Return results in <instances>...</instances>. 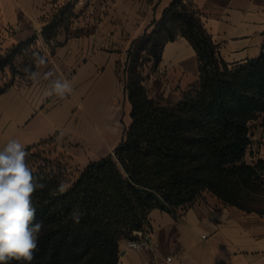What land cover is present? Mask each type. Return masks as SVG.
I'll list each match as a JSON object with an SVG mask.
<instances>
[{
	"label": "trees",
	"instance_id": "obj_1",
	"mask_svg": "<svg viewBox=\"0 0 264 264\" xmlns=\"http://www.w3.org/2000/svg\"><path fill=\"white\" fill-rule=\"evenodd\" d=\"M70 8L65 2L42 17L47 44L59 29H67ZM179 35L197 53L198 82L177 103L157 100L146 87L141 53L152 54L159 65L164 44ZM36 44L33 36L0 54V72L35 71L33 53L42 55ZM128 55L131 123L111 152L75 169L60 158L33 161L52 138L25 147L34 180L43 185L32 196L43 229L30 264H117L120 240L143 230L153 208L192 204L206 191L254 210L243 202L263 184L264 159L250 164L245 156L251 143L248 123L264 114V47L257 57L230 66L189 0H174ZM11 85L3 84L0 93ZM62 182L68 185L63 193ZM74 210L83 213L79 223L70 216Z\"/></svg>",
	"mask_w": 264,
	"mask_h": 264
},
{
	"label": "crops",
	"instance_id": "obj_2",
	"mask_svg": "<svg viewBox=\"0 0 264 264\" xmlns=\"http://www.w3.org/2000/svg\"><path fill=\"white\" fill-rule=\"evenodd\" d=\"M173 1L0 0V54L35 36L33 48L48 61L41 71L54 70V78L69 81L73 88L63 99L44 96L47 80L11 85L1 92L0 148L12 139L27 147L77 134L85 165L111 152L110 144L115 142V148L131 123L121 68L129 65L135 43L154 29ZM65 2L73 15L49 45L41 19ZM189 2L230 66L260 54L264 0ZM159 66L173 73L178 84L189 86L199 79L197 53L180 35L164 44ZM248 128L251 143L245 160L254 164L264 159V114L250 120ZM148 225L159 249H130L123 238L117 264H168L166 256L173 257L170 264H264V212L225 203L212 192L173 210L153 208Z\"/></svg>",
	"mask_w": 264,
	"mask_h": 264
},
{
	"label": "clouds",
	"instance_id": "obj_3",
	"mask_svg": "<svg viewBox=\"0 0 264 264\" xmlns=\"http://www.w3.org/2000/svg\"><path fill=\"white\" fill-rule=\"evenodd\" d=\"M36 71L24 69L27 79L34 83L50 81L44 96L55 95L61 99L73 92L69 81L56 77L54 70L41 71L48 61L45 56L33 53ZM25 145L19 140H9L0 148V264L9 260L25 261L30 264L38 249V241L43 222L36 221V209L32 196L37 188H42L34 180L26 163ZM68 185L61 183L59 192L67 191ZM82 212L70 213L72 220L79 223Z\"/></svg>",
	"mask_w": 264,
	"mask_h": 264
},
{
	"label": "rangeland",
	"instance_id": "obj_4",
	"mask_svg": "<svg viewBox=\"0 0 264 264\" xmlns=\"http://www.w3.org/2000/svg\"><path fill=\"white\" fill-rule=\"evenodd\" d=\"M175 27H177L175 25ZM142 58L139 59L140 65H143L142 69L143 76L145 77V84L149 91L151 97L156 98L157 100H165L173 103H177L182 99V95L196 83H193L189 86L184 84H178L176 82V78L173 77V73H168L167 70L160 67L158 64L154 63V56L144 51L141 53ZM152 56V57H151ZM127 64V62H126ZM128 67L121 68V82L126 89V84L129 81ZM18 72L22 73L19 69L17 70V74L15 76L11 75L9 70L5 72H0V87L3 84H8L9 81L13 83V85H25L29 83L31 80L27 79L26 75H21ZM124 78V81H123ZM69 138H52L49 142L40 146L39 150H42L43 154L41 157L34 158L33 161H36L38 164H42L41 159L43 157L50 158L52 160H56L58 158L69 162L71 166L75 169H82L86 165L82 163L84 159L83 154V141L79 140L77 134H70ZM120 135L118 134V138L116 139V143L119 141ZM115 142L110 144L109 150L112 151L114 148ZM32 161V160H31ZM263 184L261 185L258 193H250V198L243 202V204L250 209L257 210L259 212H264V177L261 178ZM260 183V182H257Z\"/></svg>",
	"mask_w": 264,
	"mask_h": 264
},
{
	"label": "built area",
	"instance_id": "obj_5",
	"mask_svg": "<svg viewBox=\"0 0 264 264\" xmlns=\"http://www.w3.org/2000/svg\"><path fill=\"white\" fill-rule=\"evenodd\" d=\"M124 81V78H123ZM168 208L173 210L176 207L167 204ZM127 248L137 249V250H151L156 252L159 249V244L155 243L151 239V230L149 225H146L143 230L135 231L133 237L127 239L126 241ZM173 260L172 256H166L165 262L170 264ZM159 264V263H154Z\"/></svg>",
	"mask_w": 264,
	"mask_h": 264
}]
</instances>
